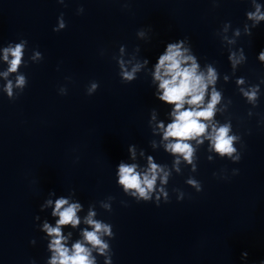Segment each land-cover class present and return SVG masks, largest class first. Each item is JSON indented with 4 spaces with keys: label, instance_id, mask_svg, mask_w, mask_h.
Segmentation results:
<instances>
[{
    "label": "clouds",
    "instance_id": "obj_1",
    "mask_svg": "<svg viewBox=\"0 0 264 264\" xmlns=\"http://www.w3.org/2000/svg\"><path fill=\"white\" fill-rule=\"evenodd\" d=\"M57 3L64 4L65 0H57ZM254 11L246 12V18L252 21L251 25H245V35L252 34L251 29L264 22V5L251 0ZM215 4V2H214ZM127 6V5H125ZM84 9L78 8L77 14H82ZM231 26L230 22L223 24L222 31L225 35L221 36V42L224 45H235L236 40L229 38L226 33ZM67 27L64 14L58 17L57 25L53 28L54 32H60ZM233 35L239 37L240 29L236 28ZM137 37L141 40L148 39V32L141 29L137 32ZM28 41L21 39L18 43H8L7 46L0 48L2 59L7 64L6 70L0 72L4 78V84L0 91L6 94L8 100L15 101L24 89L28 86L27 76L20 72L22 67H27L25 54L28 51ZM140 48L137 46L135 53L125 59L127 52L126 46L119 47V54L113 59L119 68L121 82L130 84L138 78V74L146 72L151 76V84L155 88V97L163 104L170 106V122L165 124L163 120L156 121L157 110L150 112L149 126L153 133L162 134V143L164 150L173 156V167L177 172L181 163V158L192 166V171H196L194 164L197 145H202L207 139L210 142L209 150H214L221 158L228 157L239 162L241 154L234 147V141L238 139L236 135H230L232 131L231 124L225 123L219 125L215 120L217 114V105L222 100V93L217 90L216 84L220 79V73L212 63L206 65V71L201 69L199 58L192 50L189 38L185 37L166 44L164 51L158 56L156 62L149 68L150 61L147 58L138 59L136 53ZM228 61L233 69L241 63H245L247 57L243 48L234 50L228 48ZM33 63L43 60V54L38 50H32L28 58ZM257 59L264 63V49H262ZM10 74H16L15 79H11ZM227 80L228 76L225 75ZM237 85L245 83L244 77H238ZM264 83V80H261ZM99 88L98 82H91L86 89V94L91 96ZM242 95L249 103L256 104L260 93V84H254L247 90L240 88ZM61 95L67 94V89H59ZM155 122V123H154ZM193 141L195 144H193ZM155 146V145H153ZM137 146L131 144L128 146V153L132 159H135ZM236 155H233V154ZM143 155V150H141ZM214 157L207 159L212 161ZM138 165L135 163H126L121 160L116 166L117 185L123 192L135 199L138 203L154 202L157 206L161 201L170 202L167 184L170 170L165 165L155 162L152 155L147 157V168L144 171H138ZM237 170H234V175ZM215 175V173H214ZM159 180V184L157 183ZM186 184L195 188L197 192L202 191L201 183L189 177ZM177 191V189H173ZM56 197L55 192H49L48 198L40 205V210L51 209V217L54 223L44 219L40 224V231L45 234L47 239V251L49 257L45 264H98L97 257H104V264H112V248L109 243L115 238L113 226L103 220L96 219L97 211L92 205H89L87 215L83 217V224L89 226L80 229V238L72 241V231L65 233V229H77L81 225V213L84 206L81 202L74 199L75 189L71 190L68 196ZM163 197V200L161 199ZM184 194L181 191L177 200H183ZM108 200H114L115 197L109 196ZM101 207L112 211V205L100 201ZM125 203V202H121ZM40 220L39 216L35 217ZM32 245L36 244L35 239L31 240ZM248 253L241 254L242 260H247ZM30 264H36L32 260ZM259 264H264L261 260Z\"/></svg>",
    "mask_w": 264,
    "mask_h": 264
}]
</instances>
